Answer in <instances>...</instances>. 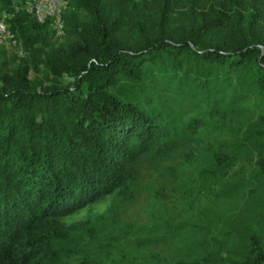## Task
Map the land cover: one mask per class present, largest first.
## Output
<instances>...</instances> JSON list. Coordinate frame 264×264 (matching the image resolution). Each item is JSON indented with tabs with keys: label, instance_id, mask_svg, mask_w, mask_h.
<instances>
[{
	"label": "trees",
	"instance_id": "obj_1",
	"mask_svg": "<svg viewBox=\"0 0 264 264\" xmlns=\"http://www.w3.org/2000/svg\"><path fill=\"white\" fill-rule=\"evenodd\" d=\"M14 2L0 264H264V0H68L61 41ZM106 196L122 239L62 221Z\"/></svg>",
	"mask_w": 264,
	"mask_h": 264
},
{
	"label": "rangeland",
	"instance_id": "obj_2",
	"mask_svg": "<svg viewBox=\"0 0 264 264\" xmlns=\"http://www.w3.org/2000/svg\"><path fill=\"white\" fill-rule=\"evenodd\" d=\"M14 8L17 11L25 10L26 12L32 14L30 12L31 2L29 0H15ZM9 16V12L0 11V22H2L4 25V30L0 31V64L5 65L7 70L11 72V68L13 67V65L18 63L19 58L24 54L21 45L17 40L14 39L13 35L9 31L8 24L6 23V19ZM49 25L55 31V38H58V41H61V38H59L60 33H58L56 29V27L58 28V26H56L55 23H51V21ZM241 169L242 166L237 165L232 171H238ZM110 199L111 196L99 198L96 201H93L86 206L79 208L73 213L63 217L62 221L66 224L84 220H91L92 222L102 223L106 228L112 231L115 237H120L122 239L123 232L126 229L123 223L117 219L110 221L105 218L108 207L110 205ZM203 205L204 204L201 203L200 207ZM224 209L225 207L223 208V211ZM225 212H230L229 207H226ZM214 225L216 227L211 232L212 242L217 241L223 248H230L231 242L227 237V228L221 221H215L213 223V226ZM199 245H201L203 248H206V243H202Z\"/></svg>",
	"mask_w": 264,
	"mask_h": 264
},
{
	"label": "built area",
	"instance_id": "obj_3",
	"mask_svg": "<svg viewBox=\"0 0 264 264\" xmlns=\"http://www.w3.org/2000/svg\"><path fill=\"white\" fill-rule=\"evenodd\" d=\"M31 2L30 12L38 22L50 20L58 26L57 32L62 33L61 13L66 9L68 0H29ZM4 30V25L0 22V31Z\"/></svg>",
	"mask_w": 264,
	"mask_h": 264
}]
</instances>
